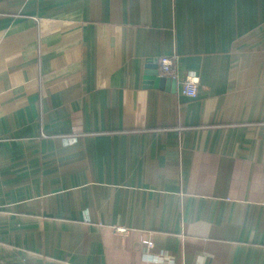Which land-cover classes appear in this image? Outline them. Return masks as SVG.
<instances>
[{
  "label": "crops",
  "instance_id": "1",
  "mask_svg": "<svg viewBox=\"0 0 264 264\" xmlns=\"http://www.w3.org/2000/svg\"><path fill=\"white\" fill-rule=\"evenodd\" d=\"M0 264H264V0H0Z\"/></svg>",
  "mask_w": 264,
  "mask_h": 264
},
{
  "label": "built area",
  "instance_id": "2",
  "mask_svg": "<svg viewBox=\"0 0 264 264\" xmlns=\"http://www.w3.org/2000/svg\"><path fill=\"white\" fill-rule=\"evenodd\" d=\"M176 56H161L158 59V74L163 77L176 78L178 71L176 68ZM198 79L195 75L187 73L180 80V91L182 94L194 97L197 92ZM117 231H124V228H116Z\"/></svg>",
  "mask_w": 264,
  "mask_h": 264
},
{
  "label": "water",
  "instance_id": "3",
  "mask_svg": "<svg viewBox=\"0 0 264 264\" xmlns=\"http://www.w3.org/2000/svg\"><path fill=\"white\" fill-rule=\"evenodd\" d=\"M149 79L153 80V82L155 81L156 85L157 83H161L163 81H171L174 87L176 86V82H177L176 78L159 76L158 65L156 67V70L151 71Z\"/></svg>",
  "mask_w": 264,
  "mask_h": 264
}]
</instances>
